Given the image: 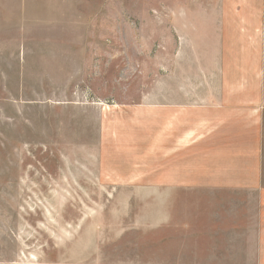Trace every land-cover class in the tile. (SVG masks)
<instances>
[{
  "label": "rangeland",
  "instance_id": "rangeland-1",
  "mask_svg": "<svg viewBox=\"0 0 264 264\" xmlns=\"http://www.w3.org/2000/svg\"><path fill=\"white\" fill-rule=\"evenodd\" d=\"M219 4L0 0V264H254L251 235H222L192 209L207 195L163 210L157 192L81 184L71 167L80 140L93 157L92 107L158 93L161 57Z\"/></svg>",
  "mask_w": 264,
  "mask_h": 264
},
{
  "label": "crops",
  "instance_id": "crops-1",
  "mask_svg": "<svg viewBox=\"0 0 264 264\" xmlns=\"http://www.w3.org/2000/svg\"><path fill=\"white\" fill-rule=\"evenodd\" d=\"M206 13L189 26L199 31L195 40L161 57L158 93L92 107L93 157L82 158L80 140L71 167L81 184L92 178L107 190L157 192L163 210H179L185 195H207L190 202L200 219L240 242L251 235L254 264H264V0H220Z\"/></svg>",
  "mask_w": 264,
  "mask_h": 264
}]
</instances>
